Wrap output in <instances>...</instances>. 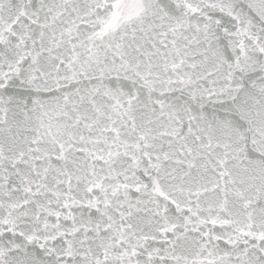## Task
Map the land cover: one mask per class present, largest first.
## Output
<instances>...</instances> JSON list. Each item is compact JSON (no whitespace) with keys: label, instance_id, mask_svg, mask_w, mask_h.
I'll return each instance as SVG.
<instances>
[{"label":"snow or ice","instance_id":"snow-or-ice-1","mask_svg":"<svg viewBox=\"0 0 264 264\" xmlns=\"http://www.w3.org/2000/svg\"><path fill=\"white\" fill-rule=\"evenodd\" d=\"M0 264H264V0H0Z\"/></svg>","mask_w":264,"mask_h":264}]
</instances>
